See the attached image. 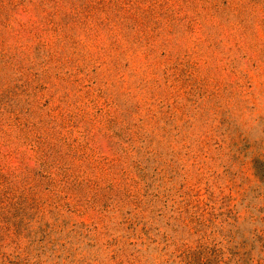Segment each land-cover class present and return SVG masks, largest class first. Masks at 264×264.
<instances>
[{"label":"rangeland","instance_id":"rangeland-1","mask_svg":"<svg viewBox=\"0 0 264 264\" xmlns=\"http://www.w3.org/2000/svg\"><path fill=\"white\" fill-rule=\"evenodd\" d=\"M0 264H264V0H0Z\"/></svg>","mask_w":264,"mask_h":264}]
</instances>
